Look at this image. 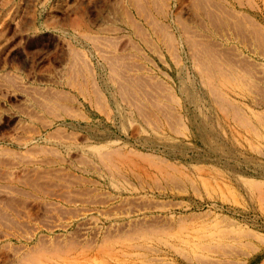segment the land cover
I'll list each match as a JSON object with an SVG mask.
<instances>
[{"label":"rangeland","instance_id":"374dc122","mask_svg":"<svg viewBox=\"0 0 264 264\" xmlns=\"http://www.w3.org/2000/svg\"><path fill=\"white\" fill-rule=\"evenodd\" d=\"M0 264H264V0H0Z\"/></svg>","mask_w":264,"mask_h":264}]
</instances>
